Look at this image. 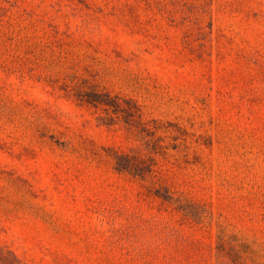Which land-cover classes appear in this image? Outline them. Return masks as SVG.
I'll return each mask as SVG.
<instances>
[{"label": "rangeland", "instance_id": "obj_1", "mask_svg": "<svg viewBox=\"0 0 264 264\" xmlns=\"http://www.w3.org/2000/svg\"><path fill=\"white\" fill-rule=\"evenodd\" d=\"M0 264H264V0H0Z\"/></svg>", "mask_w": 264, "mask_h": 264}]
</instances>
